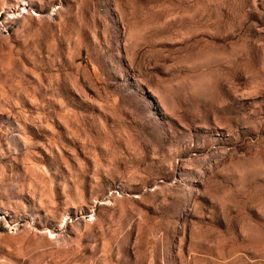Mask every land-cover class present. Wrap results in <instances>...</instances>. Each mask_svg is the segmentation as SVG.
I'll return each instance as SVG.
<instances>
[{"label":"rangeland","instance_id":"1","mask_svg":"<svg viewBox=\"0 0 264 264\" xmlns=\"http://www.w3.org/2000/svg\"><path fill=\"white\" fill-rule=\"evenodd\" d=\"M0 264H264V0H0Z\"/></svg>","mask_w":264,"mask_h":264}]
</instances>
